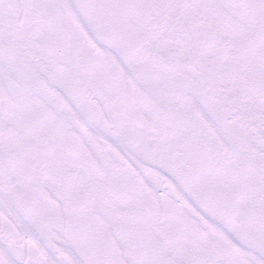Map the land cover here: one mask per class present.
<instances>
[{"label": "snow or ice", "instance_id": "1", "mask_svg": "<svg viewBox=\"0 0 264 264\" xmlns=\"http://www.w3.org/2000/svg\"><path fill=\"white\" fill-rule=\"evenodd\" d=\"M0 264H264V0H0Z\"/></svg>", "mask_w": 264, "mask_h": 264}]
</instances>
